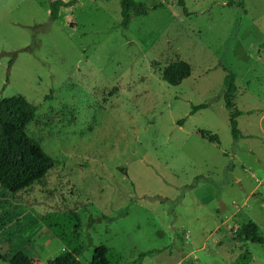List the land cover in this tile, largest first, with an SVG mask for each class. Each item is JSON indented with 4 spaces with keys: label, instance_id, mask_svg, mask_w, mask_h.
<instances>
[{
    "label": "rangeland",
    "instance_id": "1",
    "mask_svg": "<svg viewBox=\"0 0 264 264\" xmlns=\"http://www.w3.org/2000/svg\"><path fill=\"white\" fill-rule=\"evenodd\" d=\"M53 1L0 0V100L36 106L27 135L55 162L12 197L0 186V264L58 256L40 219L63 211L80 220L82 264L99 246L119 264H236L244 251L264 264V245L238 238L248 222L264 237V0H133L149 11L127 30L119 0H78L50 21Z\"/></svg>",
    "mask_w": 264,
    "mask_h": 264
},
{
    "label": "trees",
    "instance_id": "2",
    "mask_svg": "<svg viewBox=\"0 0 264 264\" xmlns=\"http://www.w3.org/2000/svg\"><path fill=\"white\" fill-rule=\"evenodd\" d=\"M77 1H53L50 4V21L57 19L61 8H69ZM178 4L182 5L183 1L178 0ZM226 6L243 8L244 2L242 0L228 1ZM163 7V3H158L152 9L157 10ZM119 8L120 27L123 30L129 28L132 17L146 16L149 11L148 8L133 0H119ZM187 76L188 72L184 73L181 78L185 79ZM235 79L234 73L225 70L222 81V100L229 114L228 123L234 141L243 138L236 121L243 113L236 108L234 103ZM162 80L172 87L179 83L175 72L169 69L162 73ZM206 108H208L207 104L193 106L190 115ZM36 111V106L20 95L0 100V186L10 197L39 183L55 164L39 143L27 135L26 128L34 120ZM40 222L63 247V251L47 264H82L78 258L84 247L79 234L80 220L77 215L72 211L50 212L43 215ZM238 238L243 242L264 245V237L258 233L257 226L253 222H248L239 229ZM152 253H141L137 260ZM121 260V254L115 249L99 246L93 250L91 264H119ZM250 262L251 256L247 251L236 259V264H249Z\"/></svg>",
    "mask_w": 264,
    "mask_h": 264
}]
</instances>
